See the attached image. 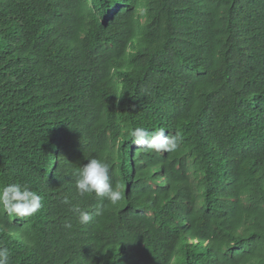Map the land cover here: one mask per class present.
<instances>
[{"label":"trees","instance_id":"obj_1","mask_svg":"<svg viewBox=\"0 0 264 264\" xmlns=\"http://www.w3.org/2000/svg\"><path fill=\"white\" fill-rule=\"evenodd\" d=\"M137 126L183 141L138 148ZM91 158L117 205L77 193ZM8 183L42 197L0 207L9 264H264V0H0Z\"/></svg>","mask_w":264,"mask_h":264},{"label":"clouds","instance_id":"obj_2","mask_svg":"<svg viewBox=\"0 0 264 264\" xmlns=\"http://www.w3.org/2000/svg\"><path fill=\"white\" fill-rule=\"evenodd\" d=\"M131 142L138 148L163 153L176 151L183 137L180 132L166 135V129L150 131L143 126H137L127 131ZM111 166L108 161L91 158L76 173L75 188L79 195L95 194L106 198L112 205H117L124 197L118 186H114L110 179ZM62 203L70 204L67 196ZM0 207L9 216L30 217L42 207L41 195L30 186L20 183H8L0 186ZM71 211L78 217L81 225H87L93 218V213L72 205ZM97 215L99 212L97 211ZM71 224L65 227L71 228ZM10 252L7 247H0V264H9Z\"/></svg>","mask_w":264,"mask_h":264}]
</instances>
